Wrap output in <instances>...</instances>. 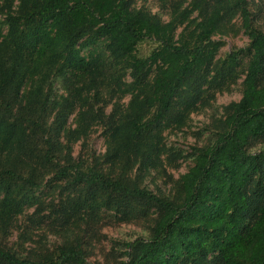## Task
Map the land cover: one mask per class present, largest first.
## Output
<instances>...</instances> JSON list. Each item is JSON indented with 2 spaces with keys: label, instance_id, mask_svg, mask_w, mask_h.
<instances>
[{
  "label": "trees",
  "instance_id": "obj_1",
  "mask_svg": "<svg viewBox=\"0 0 264 264\" xmlns=\"http://www.w3.org/2000/svg\"><path fill=\"white\" fill-rule=\"evenodd\" d=\"M161 1L171 7L168 22L135 8V0H3L0 14L8 30L0 38V138L9 142L7 152L23 151L32 158V138L23 130L29 122L33 132H45L42 120L49 99L42 100L40 94L48 74L60 64L57 76L76 70L84 77L91 70L94 79V68L74 46L106 39L112 57L125 60L133 78L132 99L124 112L108 117L100 108L92 119L111 134L103 163L113 173L83 169L68 153L62 155L63 164L58 161L62 166L55 177L71 178L73 185L86 189V201L99 198L100 206L125 216L156 213L149 237L128 242L118 264H264V149L249 152L255 143L264 144V31L254 26L249 0H193L186 7L185 0ZM236 16L249 39L242 98L227 106L216 141L197 150L176 196L156 194L130 177V171L149 161L154 132L170 116L178 95L202 90L222 47L214 36L226 33ZM146 39L158 47L146 58L135 56ZM243 53L231 52L223 68L232 71ZM30 69H43L42 84L23 101ZM66 112L57 114V127L50 133L55 136L46 140L42 160L48 165L58 152L54 143L67 123ZM14 142L18 147H11ZM3 173L0 222L22 209V198L16 199L12 191L14 183L28 184L31 190L41 183L15 168ZM32 251L23 256L0 242V264H89L79 243Z\"/></svg>",
  "mask_w": 264,
  "mask_h": 264
},
{
  "label": "rangeland",
  "instance_id": "obj_2",
  "mask_svg": "<svg viewBox=\"0 0 264 264\" xmlns=\"http://www.w3.org/2000/svg\"><path fill=\"white\" fill-rule=\"evenodd\" d=\"M192 1L185 0L184 7ZM2 4L3 0H0V6ZM249 4L254 26L264 31V0H249ZM134 6L158 16L163 22L172 18L171 7L161 0H135ZM7 30L4 17L0 14L1 40ZM49 30V35L53 37L55 29L51 27ZM180 31L181 28L178 34ZM214 40L221 42L222 47L206 84L198 95H178L170 116L154 132V148L149 161L136 165L130 171V177L156 194L170 198L176 196L180 179L193 166L197 150L216 141L218 133L222 131L227 106L242 98L250 55L246 50L249 39L240 17L236 16L226 33L216 34ZM82 42L79 41L74 50L80 49V56L92 65L95 78L90 79L91 70L86 71L84 77L82 72L76 70H70L65 76H57L56 67L60 64L50 71L40 94L42 100L49 99L42 120L45 132H33L29 122L24 125L25 137L32 138V158L23 151L7 152L9 142L4 140L5 137L0 138V186L6 183L3 171L8 167L15 168L18 174L25 177L36 176L41 182L40 188L34 190L22 182L12 185L14 197L22 198L24 203L22 209H17L11 217L5 216L6 221L0 222V242L23 256L30 255L32 250L44 253L59 245L79 243L89 264H118L125 258V245L128 242L149 237L156 213L142 211L136 217L132 214L125 216L100 206L99 198L86 201V189L73 185L71 178L55 177L62 166L57 165L58 161L63 164L62 155L68 153L83 169L97 167L113 173L110 165L103 163L105 155L109 157L111 134L100 122L92 119L100 108L105 110L108 117H119L132 99L133 78L127 62L112 57L106 39L87 47H83ZM157 47L154 40L146 39L138 45L134 55L146 58ZM238 49H243L244 53L237 59L236 67L232 71L224 69L226 58ZM51 53V50L48 51L49 56ZM42 70L28 71L22 88L23 101L28 94L36 93L37 85L42 84L39 75ZM62 111H67L69 116L57 143H54L58 152L48 165L42 160L46 140L48 136H55L50 133L57 127L56 117ZM11 147H18L17 142L12 143ZM263 149L264 144L258 142L249 152L258 153ZM16 161L18 165H12Z\"/></svg>",
  "mask_w": 264,
  "mask_h": 264
}]
</instances>
